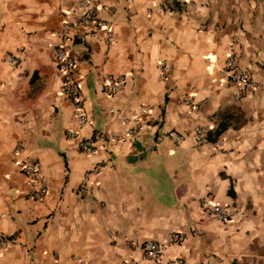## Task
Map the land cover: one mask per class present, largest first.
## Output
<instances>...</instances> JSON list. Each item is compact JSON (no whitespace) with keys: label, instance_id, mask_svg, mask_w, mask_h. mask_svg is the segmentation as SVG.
<instances>
[{"label":"crops","instance_id":"crops-1","mask_svg":"<svg viewBox=\"0 0 264 264\" xmlns=\"http://www.w3.org/2000/svg\"><path fill=\"white\" fill-rule=\"evenodd\" d=\"M77 15L76 0H0V235L11 241L0 264H153L140 245L175 233L182 241L165 245L163 261L264 264V0H106L112 44L96 33L70 45L82 126L52 58ZM231 49L262 86L240 99L223 72ZM107 75L126 78L113 97L102 92ZM130 126L134 137L99 138ZM84 139L96 154L80 153ZM18 144L40 167L41 200L27 196ZM208 198L236 219L204 215Z\"/></svg>","mask_w":264,"mask_h":264},{"label":"built area","instance_id":"built-area-1","mask_svg":"<svg viewBox=\"0 0 264 264\" xmlns=\"http://www.w3.org/2000/svg\"><path fill=\"white\" fill-rule=\"evenodd\" d=\"M105 2L106 0H76L78 15L72 21L64 24L61 33L58 34L59 42L52 48L53 63L61 76L63 95L73 107L76 113L77 123L80 126L88 122L85 109V98L82 92L83 76L77 73L78 60L70 52V45H72L75 40L83 41L88 36H92L96 33H103L106 41L112 44V26L106 20L100 18L99 15ZM163 8L167 9V6ZM7 62L10 65L17 64L16 59L13 57H8ZM158 68L162 78H166L171 72V68L164 64H159ZM223 70L226 79L231 82L237 90L235 99H240L250 92L255 91L257 88H262L249 72L240 67L233 49H231L226 56ZM125 79L124 76H105L102 79V92L109 97L115 96L125 85ZM194 108H197L196 105ZM146 110H148V108H146ZM132 120L131 122L134 124H139L141 121L137 117ZM67 134L73 137L77 136L74 132H68ZM136 134V128L130 126L126 130L124 137H118L112 133H101L99 138H109L113 142H118L122 141L124 138L134 137ZM193 134L194 143L197 148H201L207 144L206 130L196 128ZM167 136L177 144L182 141V137L174 132H168ZM219 144L222 145V143ZM212 146L217 148L218 144H212ZM79 150L80 153L89 156L96 154L98 149L92 139H84L80 142ZM14 153L17 157L15 160L16 166L32 188V191L27 195L28 198L34 201L41 200L46 196L47 188L41 177L38 163L25 153L22 144H18L15 147ZM200 208L204 215L220 223L232 222L238 216L234 208L218 204L210 198L202 201ZM181 241V235L175 233L171 235L169 240L165 243L146 241L140 245V250L142 256L153 264H189L181 257L171 258L167 261L162 260V252L165 245L177 244ZM10 242L9 237L0 235V249L7 247Z\"/></svg>","mask_w":264,"mask_h":264}]
</instances>
